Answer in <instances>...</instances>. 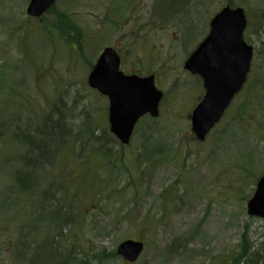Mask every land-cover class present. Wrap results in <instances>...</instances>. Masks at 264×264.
Segmentation results:
<instances>
[{"label":"rangeland","instance_id":"rangeland-1","mask_svg":"<svg viewBox=\"0 0 264 264\" xmlns=\"http://www.w3.org/2000/svg\"><path fill=\"white\" fill-rule=\"evenodd\" d=\"M29 1L0 0V264H35L40 245L39 264H49L45 242L56 236L63 264H130L117 255L130 239L144 245L132 264H264V219L247 214L264 175V0H191L187 14L166 0L176 21L158 16L162 0H57L39 18L27 14ZM227 4L248 19L252 85L199 142L190 115L203 88L183 63ZM105 47L118 51L124 72L155 76L164 93L159 117L142 118L125 147L82 133L46 170L34 173L29 157L28 174L24 145L12 133L27 126L24 134L38 139L33 132L44 129L51 105L73 109V133L108 130V101L87 85ZM43 176L42 187L53 184L71 217L64 229L41 194L29 195L30 210L17 187Z\"/></svg>","mask_w":264,"mask_h":264},{"label":"water","instance_id":"water-1","mask_svg":"<svg viewBox=\"0 0 264 264\" xmlns=\"http://www.w3.org/2000/svg\"><path fill=\"white\" fill-rule=\"evenodd\" d=\"M55 2L30 0L26 12L29 16L40 17ZM246 24L241 7L222 8L211 20L207 37L184 63L185 70L201 77L205 90L190 117L191 131L200 142L220 122L246 82L253 57V48L243 39ZM120 61L113 48H105L89 73L87 84L108 98L110 132L122 145H127L143 116H159L163 93L157 89L153 75H126L120 70ZM247 214L264 218V175L259 178L247 203ZM143 248L142 242L125 240L118 245L117 254L133 263Z\"/></svg>","mask_w":264,"mask_h":264},{"label":"trees","instance_id":"trees-1","mask_svg":"<svg viewBox=\"0 0 264 264\" xmlns=\"http://www.w3.org/2000/svg\"><path fill=\"white\" fill-rule=\"evenodd\" d=\"M162 1H163V8L161 10H159L160 12H158V16L161 19L162 18H166V19L175 20V17H177V15H176L177 13L176 14L170 13V9L166 8V6L164 5V2L166 0H162ZM169 1H175L178 4H181L180 6H182V8L184 7L183 9L187 10L184 14H187L189 12V10H188L189 9V4L188 3L191 0H169ZM196 1L199 2V0H196ZM87 42H86L85 48H84L85 53H86V48H87V45H88ZM250 85H252V83L247 81V83L245 85V88H249L248 86H250ZM70 111H73V109L68 110L67 106L64 105L62 102L61 103L60 102L55 103V104H53V106L51 105V113L48 114L46 119H43V121H42L44 129H42L41 126H39V127L37 126L35 131L33 132L34 136L39 137L38 139L34 140V138L30 137L29 134H28V136H26L24 134V132L28 131V129H29L28 128L27 130H25L27 126L25 127V129L22 132H19V133L13 132L12 133L13 142L17 141L18 143L24 145V152H23L24 154L22 155V157H23L24 160H26V163L23 164V167L25 168L26 172H28L31 169V167H30V162L31 161H29V157H34L33 161H32V165H33L34 168L37 167V168L41 169V167H42V169L43 168L46 169L47 166L43 165V161H44V159L46 157V154L44 152L48 150L47 149L48 146H52V148H54L57 145V143L59 142L60 138L62 140L65 138L64 141H63L64 142L63 144L65 146V142H69L71 140H75L77 137L81 138V136L83 135L82 133H86L87 138L88 139H90V138L93 139V141L92 140L91 141L94 142L95 144L98 143V142H101L102 140H105L107 142L106 144H109V143L112 142L113 145H114V143H116L114 146H117V147L118 146H122L117 141V139L110 133L109 129L105 130V131H103V132H101L99 134L94 133L93 130H88V132L79 130L77 133L75 132L76 134L73 133L74 123L71 122L72 118L70 117L71 116L70 115ZM55 116H57L59 120L53 121ZM225 129L226 128H224V130ZM224 130H223V132H224ZM231 130L233 131V133H232V135H233L234 134L233 128ZM223 132L220 134V136H221L220 139H222L224 141L226 138L222 137ZM60 135H62V136L59 137V139H58V136H60ZM149 141L151 142V145H152L153 142H157L156 139H152V138H149ZM149 144H148V146L150 147L151 145H149ZM101 148L103 149L105 147H103V145H101V147L98 148V149H101ZM103 150H104L105 154H107V155L110 154V153H107V152H109L111 149L105 148ZM113 154H115V153H113ZM26 156H27V158H26ZM111 161L115 162L116 161V157H113V160H110V162ZM150 161L148 159L149 163H150ZM17 185H18L17 187H19V190L20 189L23 190L25 182L24 181L18 182ZM50 187L52 188L53 184L47 185L45 187H42V186L40 188L38 187L39 191L36 194H41L42 200H40V202L42 204L41 205L42 207H44L45 209H48V212L51 215L54 216V215L57 214V215H59L61 217L60 226L59 225L58 226L60 228L64 229V228H66V226L69 225L71 217H68V214L66 216L64 215V213H63V211L61 209L60 200L58 201V199L54 196L55 191H53L54 193L48 192L47 189L50 188ZM54 187H55V190H57L58 192L64 189V187L57 186V185H55ZM26 198L29 199V195L28 194L26 195ZM29 201H30V204H29ZM29 201L26 200V204H27L26 206H27L28 209L31 210L32 209L31 208V204H32L31 198L29 199ZM49 204L53 205L55 208L51 209ZM39 220H40V218L38 216V218H37V222L38 223H40ZM22 233L20 234V237L23 235ZM57 240H58V238L56 236V237H53V238L49 239L48 242L50 244L45 242V245H46V249L45 250H48V249H50L51 251L57 250L56 249L57 248ZM41 253H42V250H41V245H40L39 247L36 248V253L34 254V256H36V257H34V260H33V258H31L29 260V262H32V260H33L34 262L36 261L35 264H39L41 259L39 260L38 257L41 258V256H42ZM53 262L48 261L49 264H54ZM55 262H56V264H63L64 263V259L60 255H58L56 257Z\"/></svg>","mask_w":264,"mask_h":264},{"label":"bare ground","instance_id":"bare-ground-1","mask_svg":"<svg viewBox=\"0 0 264 264\" xmlns=\"http://www.w3.org/2000/svg\"><path fill=\"white\" fill-rule=\"evenodd\" d=\"M62 136V135H61ZM60 136V137H61ZM65 139V138H64ZM64 139L62 140H59V142L57 143V145L54 147V148H52V146H48V150L47 151H45L44 153L46 154V157H45V159H44V161H43V165L44 166H47V165H51L56 159H57V157L59 156V153L62 151V148H63V141H64ZM50 162V163H49ZM49 163V164H48ZM37 167H33V172L34 173H37ZM41 169H42V167H41ZM43 170H44V168H43ZM46 170V169H45ZM31 172V169L28 171V174ZM46 174H47V172H46ZM46 174H44V175H46ZM43 180H44V176H43V178L41 179V181H39V182H37V179L35 178L34 179V183L32 184V186L31 185H25L24 187H23V190L22 189H20V193H22L23 195H34V193H37L39 190H38V187L40 188L41 186H42V182H43ZM28 181V180H27ZM29 183V182H28ZM39 185V186H38ZM25 189V190H24ZM48 190V192H53L54 190H53V187L51 188H48L47 189ZM46 190V191H47ZM36 195V194H35ZM22 233V232H21ZM22 234H24V232L22 233ZM28 235V233H26L25 234V236H27ZM45 254V253H44ZM44 254H42L43 256H44ZM59 255V253H58V251L57 250H55V251H51V253H49L48 255H47V262L48 261H51V262H53L54 264H56V262H55V260H56V257ZM43 258V257H42ZM42 258H40V259H42Z\"/></svg>","mask_w":264,"mask_h":264},{"label":"flooded vegetation","instance_id":"flooded-vegetation-1","mask_svg":"<svg viewBox=\"0 0 264 264\" xmlns=\"http://www.w3.org/2000/svg\"><path fill=\"white\" fill-rule=\"evenodd\" d=\"M202 84V83H201ZM203 88V87H202ZM204 92V91H203Z\"/></svg>","mask_w":264,"mask_h":264}]
</instances>
